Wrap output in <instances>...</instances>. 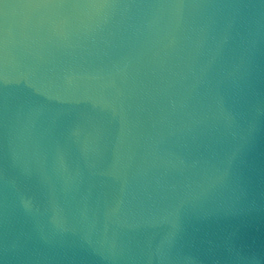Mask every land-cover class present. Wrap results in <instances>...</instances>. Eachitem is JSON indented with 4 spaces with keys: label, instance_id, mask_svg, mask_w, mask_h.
Listing matches in <instances>:
<instances>
[{
    "label": "water",
    "instance_id": "95a60500",
    "mask_svg": "<svg viewBox=\"0 0 264 264\" xmlns=\"http://www.w3.org/2000/svg\"><path fill=\"white\" fill-rule=\"evenodd\" d=\"M0 264H264V0H0Z\"/></svg>",
    "mask_w": 264,
    "mask_h": 264
}]
</instances>
